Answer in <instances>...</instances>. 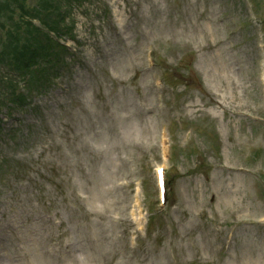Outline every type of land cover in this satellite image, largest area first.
<instances>
[{"label": "rangeland", "instance_id": "obj_1", "mask_svg": "<svg viewBox=\"0 0 264 264\" xmlns=\"http://www.w3.org/2000/svg\"><path fill=\"white\" fill-rule=\"evenodd\" d=\"M249 7H76L69 68L1 115L0 264H264V19ZM162 132L177 155L147 226Z\"/></svg>", "mask_w": 264, "mask_h": 264}]
</instances>
